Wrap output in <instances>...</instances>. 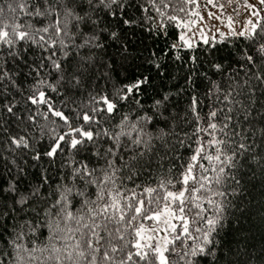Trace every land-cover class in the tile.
<instances>
[{
  "label": "snow or ice",
  "instance_id": "obj_1",
  "mask_svg": "<svg viewBox=\"0 0 264 264\" xmlns=\"http://www.w3.org/2000/svg\"><path fill=\"white\" fill-rule=\"evenodd\" d=\"M0 264H264V0H0Z\"/></svg>",
  "mask_w": 264,
  "mask_h": 264
}]
</instances>
